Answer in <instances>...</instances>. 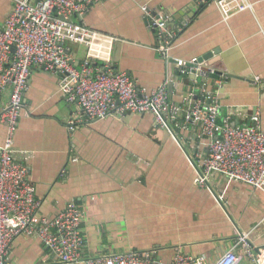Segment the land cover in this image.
<instances>
[{"label":"crops","instance_id":"0c3cea01","mask_svg":"<svg viewBox=\"0 0 264 264\" xmlns=\"http://www.w3.org/2000/svg\"><path fill=\"white\" fill-rule=\"evenodd\" d=\"M248 1L251 7L225 17L209 0H101L74 18L94 31L90 44L64 45L76 66L85 58L97 65L108 61L145 90L168 76L167 91L177 103L199 90L194 74L179 73L175 61L212 52L209 62L225 68L220 84L211 81L221 117L231 111L232 121L248 123L257 109L264 131V0ZM12 6V0H0V26ZM142 6L166 14L169 27L182 26L167 60L156 51L159 42ZM27 82L13 138L16 158L28 168L40 214L54 215L70 200L81 207L83 257L132 250L169 262L180 250L212 262L233 243L236 230L264 218L261 191L217 174L202 185L196 181L206 153L199 124L176 128L179 142L149 112L86 120L65 101L57 75L32 67ZM8 98L7 88L0 92V111ZM68 118L80 120L73 130L66 128ZM5 134L0 122V145ZM250 240L255 250L264 248V219ZM7 264L84 263L59 262L38 238L19 235Z\"/></svg>","mask_w":264,"mask_h":264},{"label":"built area","instance_id":"2783aa9c","mask_svg":"<svg viewBox=\"0 0 264 264\" xmlns=\"http://www.w3.org/2000/svg\"><path fill=\"white\" fill-rule=\"evenodd\" d=\"M13 6L0 26V92L9 89L7 104L0 111V122L6 134L0 145V264H7L9 248L16 236H35L43 247L62 263L84 264H264V248L252 245L250 235L264 218L246 231H235L233 243L214 261L202 254L176 251L170 261L153 258L149 252L123 251L107 255L82 256L84 236L81 230L82 209L70 200L58 213H39L41 202L35 197L28 168L16 158L14 132L28 87L32 67L58 77V89L67 103H74L86 120H101L126 113L153 114L154 122L175 135L178 128L199 124V137L204 138L205 155L200 162L196 181L204 184L211 174L237 180L264 194V131L259 112L254 109L249 122L232 121V112L221 117V107L211 88L220 84L224 72L203 66L197 57L177 59L181 74L193 73L199 90L180 103L171 101L166 76L155 88L145 90L126 71L114 70L108 61L97 65L85 58L76 66L65 42L88 45L95 33L82 19L88 8L101 0H12ZM208 0H199L204 4ZM215 2L225 17L250 6L248 0H209ZM142 12L147 26L158 40L156 51L166 60L182 26L171 28L168 17L154 13L146 6ZM186 23L183 22V26ZM261 81L259 76L254 78ZM79 119H67L66 128L73 130ZM177 128V129H176Z\"/></svg>","mask_w":264,"mask_h":264},{"label":"water","instance_id":"95a60500","mask_svg":"<svg viewBox=\"0 0 264 264\" xmlns=\"http://www.w3.org/2000/svg\"><path fill=\"white\" fill-rule=\"evenodd\" d=\"M212 57H213L212 52H208L207 54H203V55L200 56V58H199V60H200L202 63H205V64H207V65H211V66L215 67V69H216V73H215L214 75L211 76V78H210L209 81H211L212 78H216V77H217V74L223 72V70L225 69V68L222 69V67L219 66V65L216 66V65L212 64L211 62H209L210 59H211ZM116 117H120V116H116ZM169 130H170L171 134L175 137V139H177V140L180 142V138L177 137V136L175 135V133L173 132V130H171L170 128H169ZM197 172H198L199 174H201V172H200V170H199L198 168H197Z\"/></svg>","mask_w":264,"mask_h":264}]
</instances>
